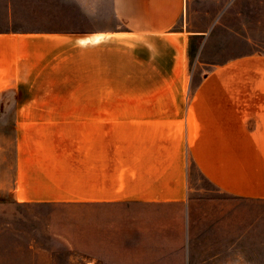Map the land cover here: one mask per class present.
I'll list each match as a JSON object with an SVG mask.
<instances>
[{"label": "crops", "instance_id": "1", "mask_svg": "<svg viewBox=\"0 0 264 264\" xmlns=\"http://www.w3.org/2000/svg\"><path fill=\"white\" fill-rule=\"evenodd\" d=\"M110 11L99 30H0L59 44L31 78L84 80L65 87L79 98L0 99V198L83 206L84 264H264V0ZM191 170L221 196H191ZM3 240L0 264H50Z\"/></svg>", "mask_w": 264, "mask_h": 264}, {"label": "rangeland", "instance_id": "2", "mask_svg": "<svg viewBox=\"0 0 264 264\" xmlns=\"http://www.w3.org/2000/svg\"><path fill=\"white\" fill-rule=\"evenodd\" d=\"M12 5V18L8 20V3ZM37 8L41 19L37 20ZM114 24L110 0H0V30L9 27H60L62 30H99ZM261 34V33H260ZM262 36V35H261ZM261 38V37H259ZM264 38V36H262ZM59 44L14 41L0 43V99H62L79 98L69 95L70 79L83 83V76L69 77L53 74L31 78L37 65L32 57H43ZM11 51H10V50ZM196 77H193L194 80ZM30 79H35L32 91L27 92ZM22 86L23 91H15ZM191 196L219 198L221 195L197 172L191 170ZM53 212L52 215H49ZM10 228L13 235L0 233V242L30 243L50 248L39 257L50 264H84L83 233L84 208L76 205L18 204L7 196L0 198V229ZM77 248L78 250H73ZM30 259L32 253H29ZM46 263V262H45Z\"/></svg>", "mask_w": 264, "mask_h": 264}]
</instances>
